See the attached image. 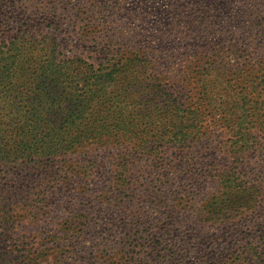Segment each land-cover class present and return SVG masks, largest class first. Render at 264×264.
I'll return each mask as SVG.
<instances>
[{
	"label": "rangeland",
	"instance_id": "obj_1",
	"mask_svg": "<svg viewBox=\"0 0 264 264\" xmlns=\"http://www.w3.org/2000/svg\"><path fill=\"white\" fill-rule=\"evenodd\" d=\"M0 46V264H264V152L235 162L238 106L205 105L186 149L163 117L209 104L213 59L222 94L264 58V0H0ZM70 90L95 97L77 120Z\"/></svg>",
	"mask_w": 264,
	"mask_h": 264
},
{
	"label": "trees",
	"instance_id": "obj_2",
	"mask_svg": "<svg viewBox=\"0 0 264 264\" xmlns=\"http://www.w3.org/2000/svg\"><path fill=\"white\" fill-rule=\"evenodd\" d=\"M6 54V52L4 51L3 47L0 46V85L5 81V79L13 72L12 69V62H10L9 60H2L1 59V55ZM216 59V58H215ZM215 59H213L209 64V68L207 71H209V75L208 77H210V82L209 83H205L204 87L201 88L199 94H200V98L203 99H208L209 100V104H199L196 108L192 109L193 107H191V105L187 106V109L182 107V101L186 102L187 100H180L178 99V102L180 103V105L174 104V113H171L170 111H166L164 110V115L163 117L166 119H168V121H170V123L173 126V129L171 130V134L169 137V142L170 139L176 141L175 143L179 145L178 148H187V147H191L192 142L197 139V133L198 131H195V126H192L193 122H196L197 120H201L203 121V119L205 117H207V113L206 111L203 109L205 107V105L207 106V108L211 107L213 105V107L215 108V112L214 115L216 116L217 114H219L217 111L221 110L220 108H222V104L224 101H227V99H230V105L228 107H225L226 110H229V108L231 107V104L233 103V105H237L239 110V115L236 118V128L234 130L233 133V137L235 139H233V144L232 147L233 150H236V154L238 157L235 158V162L241 164L242 161H244V156L249 152H252V155H255L259 152H264L263 148H260L259 146H257V141L258 140H264V132H260L259 133H263V135H258V134H253V129L257 128V126L255 125V122H253L250 119V116L252 115L251 113V109L252 108H247V104L250 103L251 101H254L255 103H257V105H261L262 108H264V58L263 57H255L251 55H247L244 64L245 65V71L244 74H240L238 75V78H233V74H230V72L228 70L223 72V75L227 76L228 78H230L227 82H228V89H224L222 94L217 93L216 90H211V88L215 89L213 87V74H210L211 71L213 70H217L219 69L217 64L219 63H215ZM64 63L61 64L59 67L62 70ZM230 68H233L234 66L229 64ZM246 73V75H245ZM60 76H64V73L59 72ZM220 74V73H219ZM111 76V74H110ZM216 77V75H215ZM93 78V77H91ZM98 79H96L95 84H98L99 81H97ZM110 80H113V78H110ZM258 81L259 86L262 88L261 89V93L260 96L257 100H255L254 95L252 93H250V90L252 88V86ZM217 85L221 84V80H215L214 81ZM87 87L90 85L89 84V78H87ZM93 85V84H92ZM238 86V87H237ZM247 88V96L245 98V101L243 102V100L241 99V103L242 106L240 105L239 102V95L243 96L244 95V91ZM240 89V91H239ZM208 97H206V94H208ZM226 94V96H225ZM66 95V99L62 100H57L56 102H60L62 101L65 104V101H67L69 99V96L71 98V100H68L69 105H71L72 103H77L78 105H75V107L70 106H64L61 109L62 114L64 117H68L70 119L73 120H77L79 118H82L83 114L86 113V109L83 106V104H86V102L83 99H88V101L90 102V104H92V102L95 101V97L94 98H89L87 95V92H85L84 94H79L78 91L76 90H70L68 92H65ZM69 95V96H68ZM234 95H235V99H237V101L234 99ZM227 98V99H225ZM189 99V98H188ZM64 100V101H63ZM80 102L78 103L77 101ZM246 100H249L248 102H246ZM168 102H171V98L168 99V101H166V103L168 104ZM177 105V106H176ZM232 105V107H233ZM167 106V105H165ZM73 111H75L73 113ZM171 117V119H169L168 117ZM214 116V117H215ZM200 121V123H201ZM11 129H15V126H11ZM261 129V128H259ZM204 133H206L204 131ZM200 135V132L198 134V136ZM11 147H17V144H12ZM7 151H1V154L4 155V153H6ZM242 164H244V162H242ZM248 165L246 164V167ZM227 179V184L225 182V186H228V183H232L233 180L230 179V176H228ZM234 179V178H233ZM237 191L241 192L242 191V186H237ZM236 198L239 200L240 197L237 195ZM228 201L230 200V198H227ZM230 204V203H229ZM231 205V204H230ZM244 252L239 253V257H241L242 254H244Z\"/></svg>",
	"mask_w": 264,
	"mask_h": 264
}]
</instances>
